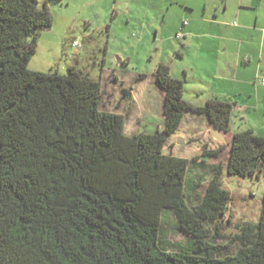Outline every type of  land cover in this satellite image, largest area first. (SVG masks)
Returning a JSON list of instances; mask_svg holds the SVG:
<instances>
[{
    "label": "trees",
    "instance_id": "trees-1",
    "mask_svg": "<svg viewBox=\"0 0 264 264\" xmlns=\"http://www.w3.org/2000/svg\"><path fill=\"white\" fill-rule=\"evenodd\" d=\"M61 1L0 0V264H264V189L257 222L237 224L231 242L239 246L223 254L210 235L229 200L222 167L210 166L195 202L187 194L197 186L187 179L192 159L164 150L187 112L227 131L230 104H190L184 81L161 62L153 76L162 128L127 133L125 115L101 107L99 77L73 65L66 73L28 68L52 25L48 5ZM224 169L264 176V135L233 132ZM166 210L187 243L169 247Z\"/></svg>",
    "mask_w": 264,
    "mask_h": 264
},
{
    "label": "rangeland",
    "instance_id": "rangeland-1",
    "mask_svg": "<svg viewBox=\"0 0 264 264\" xmlns=\"http://www.w3.org/2000/svg\"><path fill=\"white\" fill-rule=\"evenodd\" d=\"M169 2L170 0H163ZM168 12L158 14L150 5L151 0H62L49 3L54 21L50 29L41 31L36 52L28 62L31 70L66 73L68 66H75L99 77L103 88L101 107L125 115V131H153L161 129L162 95L154 83L156 66L163 62L177 68V49L181 40H174L169 14L177 12L178 0ZM182 1V0H180ZM61 9V10H60ZM176 15V14H175ZM178 20L180 15L175 16ZM77 40L81 46H76ZM104 62L101 68L100 62ZM122 88L129 93L124 96ZM190 129L187 143H175L167 139L164 146L179 156L192 159L187 179L195 187H189L188 197L197 202L211 176L210 166L222 167L221 185L228 191L227 211L218 221V229H210L215 242L223 245L221 252L231 253L238 241L231 239L237 233L236 225L245 221L257 222L264 189V176L259 179L228 175L225 168V151L217 158L203 155V139ZM211 162V163H210ZM192 185V184H190ZM190 194V195H189ZM161 232L173 245L187 243L171 210L163 213Z\"/></svg>",
    "mask_w": 264,
    "mask_h": 264
},
{
    "label": "crops",
    "instance_id": "crops-1",
    "mask_svg": "<svg viewBox=\"0 0 264 264\" xmlns=\"http://www.w3.org/2000/svg\"><path fill=\"white\" fill-rule=\"evenodd\" d=\"M174 3L151 0L150 5L166 21ZM176 5L180 8L168 21L174 40H181L176 48L179 65L169 64L170 75L184 81L182 97L190 104L201 106L213 98L231 109L229 129H218V138L205 114L187 112L168 139L187 143L190 135L184 130L190 129L207 150L221 147L226 163L233 132L252 129L264 135V84L258 81L264 70V0H178Z\"/></svg>",
    "mask_w": 264,
    "mask_h": 264
},
{
    "label": "built area",
    "instance_id": "built-area-1",
    "mask_svg": "<svg viewBox=\"0 0 264 264\" xmlns=\"http://www.w3.org/2000/svg\"><path fill=\"white\" fill-rule=\"evenodd\" d=\"M177 36H179V34H177ZM73 44H75L76 46H80L81 45L80 42L77 41V40H74ZM258 81L261 84H264V70H262V72L258 75Z\"/></svg>",
    "mask_w": 264,
    "mask_h": 264
},
{
    "label": "water",
    "instance_id": "water-1",
    "mask_svg": "<svg viewBox=\"0 0 264 264\" xmlns=\"http://www.w3.org/2000/svg\"><path fill=\"white\" fill-rule=\"evenodd\" d=\"M218 132V129L217 128H213V132H212V134H213V136L215 137V138H218L217 136H216V134H215V132ZM163 135H165V134H163ZM220 139V138H219Z\"/></svg>",
    "mask_w": 264,
    "mask_h": 264
}]
</instances>
